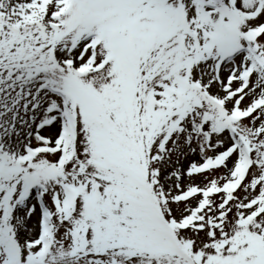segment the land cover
I'll return each instance as SVG.
<instances>
[{
    "label": "snow or ice",
    "instance_id": "6c2138e0",
    "mask_svg": "<svg viewBox=\"0 0 264 264\" xmlns=\"http://www.w3.org/2000/svg\"><path fill=\"white\" fill-rule=\"evenodd\" d=\"M0 264H264V0H0Z\"/></svg>",
    "mask_w": 264,
    "mask_h": 264
}]
</instances>
